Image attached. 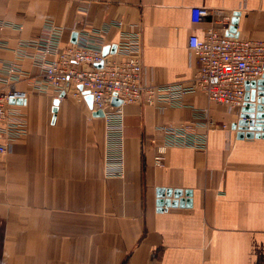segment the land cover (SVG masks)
Masks as SVG:
<instances>
[{
  "label": "crops",
  "instance_id": "obj_1",
  "mask_svg": "<svg viewBox=\"0 0 264 264\" xmlns=\"http://www.w3.org/2000/svg\"><path fill=\"white\" fill-rule=\"evenodd\" d=\"M196 7L229 16L226 35L264 41V0H0V88L18 42L43 36L48 20L65 28L64 44L123 20L141 33L150 84L187 83L198 72L189 39L209 26L193 23ZM19 62L26 99L12 106L26 130L0 158V264H264V139L239 137L241 108L201 92L164 111L124 105L125 177L107 178L103 118L72 84L39 91L34 60ZM204 110L218 124L207 150L171 147L158 167L162 128L200 122ZM167 200L177 205L159 206Z\"/></svg>",
  "mask_w": 264,
  "mask_h": 264
},
{
  "label": "built area",
  "instance_id": "obj_2",
  "mask_svg": "<svg viewBox=\"0 0 264 264\" xmlns=\"http://www.w3.org/2000/svg\"><path fill=\"white\" fill-rule=\"evenodd\" d=\"M192 20L196 25L209 24L203 38L192 35L189 39V47L198 57V72L187 83L161 86L146 80L141 33L134 25L115 20L82 30L77 33L75 43L64 44L65 28L46 21L44 35L21 39L14 51L16 61L3 64L9 89L0 88V158L26 130V121L11 104V101L26 99V93L15 87L23 75L19 61L25 58L33 59L40 69L43 82L33 83L36 89L44 92L48 86L63 89L72 84L77 88L76 95L84 97L82 91L89 93L94 112L102 111L107 178L125 177V118L121 111L124 105L141 104L164 111L183 106L187 95L201 92L211 102L242 108L246 83L264 76V41L226 35L230 17L218 16L206 7L193 8ZM107 46L111 49L104 55ZM6 47L7 43L0 40V48ZM112 47H116L114 53ZM115 100L121 104L114 105ZM217 127L207 110L195 124L163 127L166 140L156 148L155 164L164 165L171 147L207 150L208 131Z\"/></svg>",
  "mask_w": 264,
  "mask_h": 264
},
{
  "label": "water",
  "instance_id": "obj_3",
  "mask_svg": "<svg viewBox=\"0 0 264 264\" xmlns=\"http://www.w3.org/2000/svg\"><path fill=\"white\" fill-rule=\"evenodd\" d=\"M236 20L233 21V24L236 25ZM235 26L231 27V32H234ZM77 34L73 36V42L76 40ZM116 47H112L111 52H115ZM110 47L107 46L104 48L103 53L104 55H107L110 51ZM102 65H99L98 67H101ZM79 90L82 91V87H79ZM83 95L85 97V100L87 104L89 105V108L93 110V100L92 97L89 95L88 92L82 91ZM64 94L61 95L63 97ZM20 101H11V104L19 103ZM59 104V99H56L54 101V108L53 113L56 114L57 107ZM121 104L120 101L115 100L114 105L119 106ZM94 116L96 117H103L102 111H95ZM234 129H238V131L241 132L239 134V137H246V138H263L264 139V76L257 80V81H251L246 83V95H245V104L240 110V119L238 122H236L233 125ZM169 198L172 195L171 190L163 191L161 190L159 192V196L163 198L164 196ZM174 197L178 199L180 197V192H175ZM176 206L177 203L173 202L170 203L168 200L166 202L160 201L159 206Z\"/></svg>",
  "mask_w": 264,
  "mask_h": 264
}]
</instances>
